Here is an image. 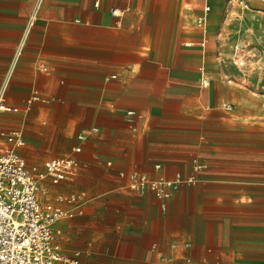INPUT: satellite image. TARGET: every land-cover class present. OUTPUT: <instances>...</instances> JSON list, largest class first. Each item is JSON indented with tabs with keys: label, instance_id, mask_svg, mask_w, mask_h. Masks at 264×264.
Instances as JSON below:
<instances>
[{
	"label": "crops",
	"instance_id": "0c3cea01",
	"mask_svg": "<svg viewBox=\"0 0 264 264\" xmlns=\"http://www.w3.org/2000/svg\"><path fill=\"white\" fill-rule=\"evenodd\" d=\"M37 2L0 0V130L69 214L64 262L264 264V0H44L25 37Z\"/></svg>",
	"mask_w": 264,
	"mask_h": 264
},
{
	"label": "built area",
	"instance_id": "2783aa9c",
	"mask_svg": "<svg viewBox=\"0 0 264 264\" xmlns=\"http://www.w3.org/2000/svg\"><path fill=\"white\" fill-rule=\"evenodd\" d=\"M43 2L44 0H38L25 37L34 25ZM209 10V7L205 8L206 13ZM198 24L205 27L206 15L200 18ZM24 45L25 38L17 49L16 61L22 55ZM10 74L5 78L0 91V113L12 110L4 104ZM133 114L128 113L129 116ZM0 137L5 141L4 146L0 148V264H67L57 243L55 224L69 214L50 203L42 202L41 196L44 192L40 179H37L40 174H37L35 168L30 171L19 153V149L24 146L22 133L0 130ZM85 139V136H78L80 142ZM73 152L79 154L82 148L76 147ZM75 165L76 161L71 157L47 162L46 176L57 184ZM132 179L133 189L144 191L150 186L161 201H167L176 186L167 181L150 182L147 177L138 174H134ZM194 181L195 178H188L185 182ZM181 182L182 180H178V183ZM162 210L166 211L165 204Z\"/></svg>",
	"mask_w": 264,
	"mask_h": 264
},
{
	"label": "rangeland",
	"instance_id": "374dc122",
	"mask_svg": "<svg viewBox=\"0 0 264 264\" xmlns=\"http://www.w3.org/2000/svg\"><path fill=\"white\" fill-rule=\"evenodd\" d=\"M40 173V172H39ZM37 179H40V178H37Z\"/></svg>",
	"mask_w": 264,
	"mask_h": 264
}]
</instances>
